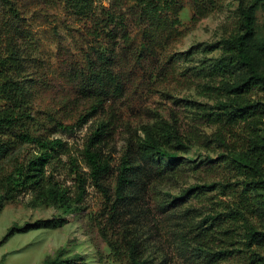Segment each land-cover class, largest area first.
<instances>
[{"label": "rangeland", "instance_id": "374dc122", "mask_svg": "<svg viewBox=\"0 0 264 264\" xmlns=\"http://www.w3.org/2000/svg\"><path fill=\"white\" fill-rule=\"evenodd\" d=\"M13 1L21 10L13 25L21 33L16 34L18 44L25 49L22 82L31 91L30 113L39 121L31 125V131L63 142L65 153L60 154L61 164L52 175L69 197L75 199L78 190L70 158L75 159L78 171L86 180L83 197L69 211L52 203L31 205L26 192L12 199H1L0 264H42L58 250L62 251V258H71L69 264H129L125 255L116 257L106 242L109 238L116 243L119 237L113 228L103 227L104 219L99 216L103 198L87 175L81 150L92 128L103 119L109 122L103 151L113 159L112 165H116L130 132L141 133L143 124L157 119L172 121L177 117L186 129L196 111L209 108L213 99L185 76L192 77L187 66L197 67L203 59L209 63L219 51L193 53L190 49L197 43L216 42L229 30L228 22L237 0H204L203 8L193 0H178L177 15H173V10H163L166 21L155 44V53L146 57L141 67L119 52L117 59L125 90L106 100L96 98L81 78L87 50V42L81 37L92 31L93 18L99 17L103 8L117 0H89L91 10L84 14L64 0ZM120 1L126 12L127 32L133 45L138 46L143 23L130 12L134 8L133 0ZM194 14L197 18L193 21ZM7 20L10 21L8 11L0 6V26ZM256 24L257 38L264 39V4L256 9ZM169 28L172 29L170 35ZM95 41L109 44L103 30ZM116 43L122 45L119 38ZM211 130L204 131L210 133ZM201 131L203 133V129ZM33 151L31 144L18 141L4 159L5 168L9 169L15 158L21 161ZM179 155L185 158L183 179L166 177L151 189L148 197L153 218L152 228L149 227L144 238L147 264H240L238 253L218 259L197 248V235L209 224L211 215L235 209L237 206L233 203L243 208L239 197L240 177L235 176L234 170L229 171L224 161L228 152L214 143L201 142L190 145ZM195 165L197 168L190 170ZM212 181L224 182L226 186L213 190L193 189L185 201L169 204L172 195ZM255 213L249 217L263 224L264 212ZM244 231L239 223L230 247L240 245Z\"/></svg>", "mask_w": 264, "mask_h": 264}, {"label": "trees", "instance_id": "16d2710c", "mask_svg": "<svg viewBox=\"0 0 264 264\" xmlns=\"http://www.w3.org/2000/svg\"><path fill=\"white\" fill-rule=\"evenodd\" d=\"M64 1L80 14L91 10L89 0ZM133 1L134 8L130 12L143 23L138 46L133 45L127 32L126 12L120 0L103 8L100 16L93 18L92 31L82 33L87 50L81 78L100 100L119 96L125 90L118 53L144 66L143 60L156 51L155 44H158L166 21L163 10H173V15H177L180 8L178 0ZM193 1L203 8L204 0ZM263 4L264 0H237L228 22L229 30L216 42L191 46L193 53L217 49L219 54L209 63L203 59L197 67L187 66L192 77L186 75L185 78L200 85L204 94L213 99L209 108L194 113L188 128L184 129L177 117L172 121L157 119L143 124L141 133L130 132L116 165H112L113 159L103 151L109 122L101 119L92 128L81 157L88 177L103 198L99 211L105 222L103 227L113 228L119 237L116 243L105 237L116 257L123 254L129 264H147L144 238L153 218L148 199L151 189L166 177L183 179L185 158L179 153L192 144L204 142L214 143L228 152L224 161L228 170H234L235 176L240 177L242 190L239 197L243 208L239 209L233 203L237 206L235 209L211 215L209 224L197 235V248L212 258L222 259L238 253L240 264H264V223H255L249 217L257 211L264 212V39H258L256 35V9ZM0 6L8 11L10 19L0 26V200L26 192L30 195L28 203L31 205L52 203L69 211L83 197L86 178L78 171L75 159L70 158V169L78 180L75 199L69 197L66 189L53 178L65 147L59 138L31 131V125L39 121L30 113L31 91L22 82L25 49L18 44V30L13 25L21 10L13 0H0ZM196 16L192 15L191 20L194 21ZM101 30L109 44L95 41ZM167 33L170 35L172 29L169 28ZM117 38L122 42L121 46L116 43ZM207 128L212 129L210 133L204 131ZM18 141L31 144L34 151L21 161L15 158L7 169L4 159ZM208 160L212 161L211 158ZM195 168L196 165L190 170ZM217 186L223 188L226 183H198L172 195L169 204L185 201L193 189L213 190ZM239 223L245 228L243 240L239 241L240 245L230 247L234 244L230 240ZM229 242L231 244L227 246ZM61 254L58 250L42 264H69L71 258H62Z\"/></svg>", "mask_w": 264, "mask_h": 264}]
</instances>
